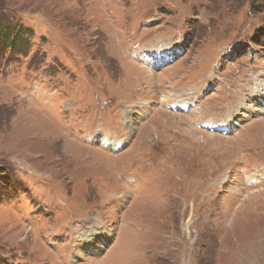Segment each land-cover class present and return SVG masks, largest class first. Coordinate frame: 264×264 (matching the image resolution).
<instances>
[{"label":"rangeland","instance_id":"rangeland-1","mask_svg":"<svg viewBox=\"0 0 264 264\" xmlns=\"http://www.w3.org/2000/svg\"><path fill=\"white\" fill-rule=\"evenodd\" d=\"M257 83L264 0H0V264H264Z\"/></svg>","mask_w":264,"mask_h":264},{"label":"bare ground","instance_id":"bare-ground-1","mask_svg":"<svg viewBox=\"0 0 264 264\" xmlns=\"http://www.w3.org/2000/svg\"><path fill=\"white\" fill-rule=\"evenodd\" d=\"M253 91H252V95L254 94V95H256L257 97H259V98H262V100L264 99V83H257V85L254 87V89H252ZM239 103H242V102H238V103H236V104H239ZM244 103V102H243ZM181 106H185V107H187V106H189L188 105V103L187 102H180L179 103ZM243 108V110L245 109V107H242ZM246 110H249L250 109V111L252 110L253 112L254 111H256L257 110V107H253L252 108V106H248V104L246 105ZM232 110H236L235 108H232ZM215 124V123H214ZM213 124V125H214ZM119 142V141H118ZM79 151V150H78ZM77 152V151H76ZM83 241H85V240H83ZM83 243V242H82Z\"/></svg>","mask_w":264,"mask_h":264},{"label":"trees","instance_id":"trees-1","mask_svg":"<svg viewBox=\"0 0 264 264\" xmlns=\"http://www.w3.org/2000/svg\"><path fill=\"white\" fill-rule=\"evenodd\" d=\"M10 33H12V30H7L6 34H10ZM16 39H18V36L17 35H16V38L13 37L11 39V41H10L11 45L10 46H13L14 44H16ZM17 44H18V42H17Z\"/></svg>","mask_w":264,"mask_h":264}]
</instances>
